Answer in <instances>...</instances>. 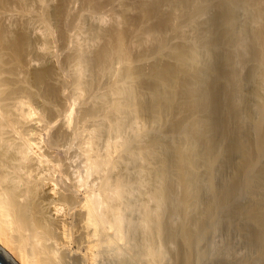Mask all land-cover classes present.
Returning <instances> with one entry per match:
<instances>
[{"label":"bare ground","instance_id":"6f19581e","mask_svg":"<svg viewBox=\"0 0 264 264\" xmlns=\"http://www.w3.org/2000/svg\"><path fill=\"white\" fill-rule=\"evenodd\" d=\"M0 243L264 264V0H0Z\"/></svg>","mask_w":264,"mask_h":264},{"label":"rangeland","instance_id":"374dc122","mask_svg":"<svg viewBox=\"0 0 264 264\" xmlns=\"http://www.w3.org/2000/svg\"><path fill=\"white\" fill-rule=\"evenodd\" d=\"M47 140H48V135L46 134V133H44V135H43V141H44V143H46L47 142ZM58 150L60 151V153H57L58 152ZM64 151V149L63 148H58L57 150H56V155H59L60 157H61V155H62V158H64L66 155L65 154H63L62 152ZM70 156H71V159L73 160L74 159V161H72V164H71V170L72 171H75L74 172V174L75 175H77L76 173L77 172H79L80 171V169H79V161L77 160L76 161V159H77V157L75 156V154H70ZM75 165V166H74ZM77 165V166H76ZM79 169V170H78ZM223 233H221L218 237H216V239H215V242H214V248H212L213 247V245L211 244V248L212 249H214V251H215V247H219L221 244H222V241H223ZM222 239V240H221ZM221 240V241H220ZM218 242V243H217ZM221 242V243H220ZM216 244H217V246H216ZM219 245V246H218ZM75 247V246H74ZM246 250L244 247H242V246H240V250ZM211 255V254H210ZM209 255V256H210ZM215 255V253H213L211 256L213 257Z\"/></svg>","mask_w":264,"mask_h":264},{"label":"water","instance_id":"95a60500","mask_svg":"<svg viewBox=\"0 0 264 264\" xmlns=\"http://www.w3.org/2000/svg\"><path fill=\"white\" fill-rule=\"evenodd\" d=\"M0 264H26L13 250L0 243Z\"/></svg>","mask_w":264,"mask_h":264}]
</instances>
